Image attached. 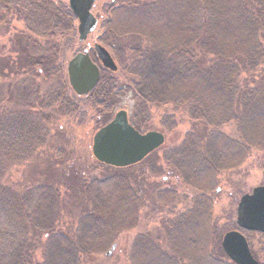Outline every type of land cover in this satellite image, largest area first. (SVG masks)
I'll use <instances>...</instances> for the list:
<instances>
[{
	"label": "trees",
	"instance_id": "trees-1",
	"mask_svg": "<svg viewBox=\"0 0 264 264\" xmlns=\"http://www.w3.org/2000/svg\"><path fill=\"white\" fill-rule=\"evenodd\" d=\"M113 1L97 42L134 80L117 86L111 77L115 71L101 68L98 82L84 95L90 107L102 112L106 123L118 100L131 94L128 121L139 132L147 131L149 111L163 105L202 126L201 131L186 130L181 144L164 154L183 184L200 194L189 209L163 226L167 249L138 234L129 260L204 264L196 253L203 249L205 236L215 238L217 232L205 192L212 189L217 174L242 165L250 150L264 151V74L257 75L264 63V0ZM161 10H167L163 21L172 26L159 32L153 18ZM0 11L11 13L25 30L8 35L11 47L0 57V78L50 81L43 93L37 84L24 90L22 100L37 94L38 104L27 101V109L0 114V264H82L84 256L104 254L120 233L135 227L141 195L121 174L80 181L88 208L77 214L66 233L58 230L62 199L54 185L39 183L18 193L1 182L7 168L24 162L44 144V116L37 109L52 108L65 116L76 113L78 106L55 64L58 49L53 41L56 33L72 30L70 9L53 0H0ZM127 37L135 42L126 44ZM91 59L97 63L96 57ZM174 114L160 120L166 131L176 128ZM230 123L234 138L219 130ZM162 194L173 197L164 190L156 198L162 199ZM240 231L249 243V231ZM260 235L264 242V233ZM182 242L188 260L177 255ZM39 246L42 257L36 261ZM218 249L223 253L221 246Z\"/></svg>",
	"mask_w": 264,
	"mask_h": 264
},
{
	"label": "rangeland",
	"instance_id": "rangeland-1",
	"mask_svg": "<svg viewBox=\"0 0 264 264\" xmlns=\"http://www.w3.org/2000/svg\"><path fill=\"white\" fill-rule=\"evenodd\" d=\"M53 1L63 7H68V0ZM113 2V0L94 1L91 12L98 22L95 30L87 35L84 41H79L77 38L76 20L73 21L70 32L56 33L53 40L58 49L55 55V64L61 69L63 79L68 85L70 95L73 101L76 102L78 110L74 114L64 116L52 108L37 109L44 116L40 121L45 129L44 144L24 162L7 168L1 180L3 184L10 185L18 193L39 183L54 185L62 199L58 230L70 233L77 214L80 211H86L88 208L87 200L79 190L80 181H88L92 178L102 179L118 174L129 178L133 188L139 191L142 203L138 210L135 227L120 233L115 240L113 249L109 248L104 254L100 255H86L82 259V264H131L129 260L130 246L138 234L147 235L155 240L162 249H167L164 242V237L167 235L165 236L163 226L189 209L193 205L194 198L200 194L195 189L183 184L182 180L164 159L167 150L175 149L181 144L186 130L201 131L202 128L196 123L191 124L185 116L178 114V110L173 109L171 105L153 107L149 111L146 120L145 116H140L146 122L147 131L155 130L164 134V142L139 163L118 171L99 163L92 156V136L105 124L102 119L104 114L90 107L86 96H77L73 93L67 81L66 64L75 53L84 49H87L90 56L95 58L93 44L97 42V38L102 34L103 24L109 18L108 7ZM166 13L167 10H161L153 18L159 32L172 26L169 23L170 21H163ZM18 31L25 32L23 23L14 18L11 13L0 11V57L5 56L11 47V43L7 42L8 35L11 36V34ZM124 42L133 44L135 41L127 37ZM41 44L43 45V41H41ZM107 50L109 51V49ZM109 53L113 58L112 53L110 51ZM113 61L117 69L111 74V77L115 80L116 85L123 87L131 83L134 77L125 74L118 67L114 58ZM261 68L262 70L257 72V75L261 72V74H264V63ZM243 79L244 76L241 77V80ZM35 84L38 85L39 91L43 93L50 85V81L41 77H36L33 81L30 78L25 81L18 77L8 78L7 80L0 78V114L3 115L4 111L9 112L12 110L16 112L19 109H27L25 106L27 101L38 104V97H34L37 94L28 95L26 102L22 100L24 90L26 92L29 86ZM8 95L12 96V100L8 101ZM132 105L131 94L121 97L108 115L109 118L106 123L113 117L115 112L121 109L126 110L130 115ZM170 113L171 115L175 113L176 128L166 131L161 126L160 120L162 116ZM219 130L229 137L234 138L237 136L235 126L231 123L223 125ZM263 171L264 151L250 150L248 158L242 165L233 170L217 174L214 186L211 190L205 192L211 202V219L216 227L217 232L214 233V237L217 242L210 235L205 236V239H203V249L196 255L203 258L204 264H234L223 256L218 247H220L221 238L225 232L237 229L235 224L237 202L241 195L249 193L252 188L264 182ZM164 190L173 192V197L169 194H162L163 198L157 199V192H163ZM247 237L250 241L248 243L250 245L249 250L251 247L255 258L259 260L260 264H264V253H262L264 242L260 239L261 235L249 232ZM43 240L41 237L38 241L40 246ZM183 242L180 243V248L185 246ZM40 246L34 250L36 261H40L42 257ZM109 251L110 254L107 255ZM177 255L188 260L190 254L181 248ZM193 256L195 255L192 254L190 257ZM186 263L188 264L187 261Z\"/></svg>",
	"mask_w": 264,
	"mask_h": 264
},
{
	"label": "water",
	"instance_id": "water-1",
	"mask_svg": "<svg viewBox=\"0 0 264 264\" xmlns=\"http://www.w3.org/2000/svg\"><path fill=\"white\" fill-rule=\"evenodd\" d=\"M95 0H68V7L77 21L79 41H84L97 25L91 7ZM93 51L103 68L115 71L117 66L108 50L99 43ZM67 81L78 95L88 94L100 77L99 66L87 49L75 53L66 64ZM164 142V134L155 130L139 132L128 121L126 110H119L92 136L91 153L101 164L123 168L140 162ZM264 176V171H263ZM237 229L223 234L220 242L225 256L235 264H258L240 230L264 233V182L240 196L235 212ZM112 246L111 249L114 248ZM110 254V251L107 255Z\"/></svg>",
	"mask_w": 264,
	"mask_h": 264
},
{
	"label": "flooded vegetation",
	"instance_id": "flooded-vegetation-1",
	"mask_svg": "<svg viewBox=\"0 0 264 264\" xmlns=\"http://www.w3.org/2000/svg\"><path fill=\"white\" fill-rule=\"evenodd\" d=\"M255 233H258V232H255ZM260 234H262V233H259V235H260ZM250 251H251V247H250ZM251 254H252V251H251ZM252 256H253V258L257 261V263L260 264V263H259V260L256 259L255 256H254L253 254H252Z\"/></svg>",
	"mask_w": 264,
	"mask_h": 264
}]
</instances>
